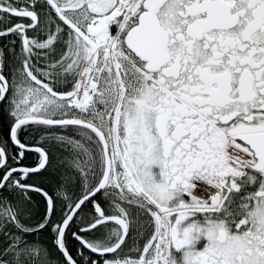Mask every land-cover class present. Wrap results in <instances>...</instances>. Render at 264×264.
Returning a JSON list of instances; mask_svg holds the SVG:
<instances>
[{
    "label": "snow or ice",
    "instance_id": "obj_1",
    "mask_svg": "<svg viewBox=\"0 0 264 264\" xmlns=\"http://www.w3.org/2000/svg\"><path fill=\"white\" fill-rule=\"evenodd\" d=\"M0 264H264V0H0Z\"/></svg>",
    "mask_w": 264,
    "mask_h": 264
},
{
    "label": "trees",
    "instance_id": "obj_2",
    "mask_svg": "<svg viewBox=\"0 0 264 264\" xmlns=\"http://www.w3.org/2000/svg\"><path fill=\"white\" fill-rule=\"evenodd\" d=\"M0 42H2V41H0Z\"/></svg>",
    "mask_w": 264,
    "mask_h": 264
}]
</instances>
